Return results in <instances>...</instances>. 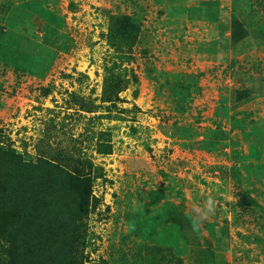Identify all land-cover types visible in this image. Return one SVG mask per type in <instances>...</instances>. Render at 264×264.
I'll return each instance as SVG.
<instances>
[{
  "label": "rangeland",
  "instance_id": "rangeland-1",
  "mask_svg": "<svg viewBox=\"0 0 264 264\" xmlns=\"http://www.w3.org/2000/svg\"><path fill=\"white\" fill-rule=\"evenodd\" d=\"M0 148L87 175L83 264H264V0H0Z\"/></svg>",
  "mask_w": 264,
  "mask_h": 264
},
{
  "label": "trees",
  "instance_id": "trees-1",
  "mask_svg": "<svg viewBox=\"0 0 264 264\" xmlns=\"http://www.w3.org/2000/svg\"><path fill=\"white\" fill-rule=\"evenodd\" d=\"M233 20L232 35L240 37L246 32L235 15ZM83 175L51 159L28 161L0 148V264L84 263L80 227L91 184ZM152 258L168 264L161 250Z\"/></svg>",
  "mask_w": 264,
  "mask_h": 264
},
{
  "label": "clouds",
  "instance_id": "clouds-1",
  "mask_svg": "<svg viewBox=\"0 0 264 264\" xmlns=\"http://www.w3.org/2000/svg\"><path fill=\"white\" fill-rule=\"evenodd\" d=\"M216 210V201L215 198L211 195H209L205 201L202 207L200 206H194L193 207V213L195 214L192 221L193 229H196L199 227L200 224H202L204 221L208 220L210 216L215 214Z\"/></svg>",
  "mask_w": 264,
  "mask_h": 264
}]
</instances>
